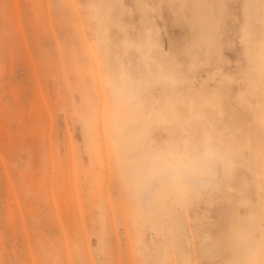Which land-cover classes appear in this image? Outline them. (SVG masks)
<instances>
[{"label": "rangeland", "instance_id": "obj_1", "mask_svg": "<svg viewBox=\"0 0 264 264\" xmlns=\"http://www.w3.org/2000/svg\"><path fill=\"white\" fill-rule=\"evenodd\" d=\"M91 1L0 0V264H233V238L253 236L264 256V75L254 82L242 55L241 0L228 1L221 56L196 64L186 1L123 0L106 29ZM158 63L178 82L112 99L108 77L120 88ZM160 136L169 157L147 146Z\"/></svg>", "mask_w": 264, "mask_h": 264}, {"label": "bare ground", "instance_id": "obj_2", "mask_svg": "<svg viewBox=\"0 0 264 264\" xmlns=\"http://www.w3.org/2000/svg\"><path fill=\"white\" fill-rule=\"evenodd\" d=\"M173 1V0H171ZM188 3L189 10L191 12V22L196 31L197 39L191 44L190 56L193 64H196L199 59H204L208 61L212 55L217 54L221 56L222 47H223V37L225 35V28L223 26V20L229 16L228 12V1L229 0H184ZM123 0H98L91 1L89 3V9L96 14L103 13L102 17H99V24L103 29L107 28V22L111 19V12L114 10L116 4H122ZM241 11L243 17H245L243 24L239 25L240 32V42L242 44L241 51L242 55L247 60L248 64L255 70L252 74V80L254 82H259L262 80L264 75V46L258 43L261 41L262 36L255 37V15L258 11L260 5L259 0H241ZM261 2V1H260ZM263 2V1H262ZM263 5V4H262ZM263 8V6H261ZM259 9H261L259 7ZM262 10V9H261ZM261 13V12H260ZM258 15V13H257ZM260 15V14H259ZM264 16V15H263ZM260 17V16H259ZM262 17V16H261ZM238 18H232L234 22ZM257 19V18H256ZM259 20V19H258ZM261 22L259 20L257 23ZM237 23H240L238 20ZM236 24V23H235ZM260 24V23H259ZM238 26V25H237ZM260 27V26H258ZM234 28V27H233ZM236 28V27H235ZM257 30V28L255 29ZM146 33L150 38L149 34L151 30L147 28ZM262 31V28H261ZM259 33V32H258ZM257 33V34H258ZM263 34L262 32L260 33ZM264 35V34H263ZM258 40H257V39ZM98 44L101 45V41H98ZM256 44H258L256 46ZM125 45L128 44L125 42ZM102 46V45H101ZM256 46V48H255ZM129 47L135 48L140 56L139 60L145 63V59H151L150 48L147 51L143 50V46H136L135 44L129 45ZM258 47V48H257ZM104 53L106 54V47L102 46ZM158 72L156 75L149 73L143 77V80H134L131 77H127L124 80L123 85L120 88H117L110 77L106 80V86H108L112 91V99L119 103H126L129 101H136L140 103L142 100V94L144 91L149 90L152 86L163 85V86H172L178 82V76L176 69H170L164 64H157ZM195 107V106H194ZM194 110V109H193ZM195 112V111H194ZM196 119L195 113L192 115ZM145 120H147L145 118ZM199 122V121H198ZM156 129L154 125L153 130ZM163 137L160 136L158 139L151 137L153 142V148H151V143L147 145L151 151L157 155H165L169 157L170 151H173V146L167 145L163 140ZM129 154L134 155V158H140L142 152L144 151V146L141 141H136L133 138L129 141ZM213 162L209 161L208 166H212ZM188 175L184 171L169 170L165 175V180L171 182L172 177H177L180 175ZM158 176V175H156ZM193 185L197 188L199 186L208 185L211 181V177L204 175H189ZM154 182L150 183L146 192L141 193L139 196V204L142 205L145 203V200L148 194L156 188L158 179L155 178ZM261 198H264V185L261 184L260 187ZM250 203V202H249ZM252 207L261 208L262 202L259 204L250 203ZM233 243L239 248V259L233 264H243L244 260H250L252 264L259 261V263L264 262V256L260 241L257 236H253L250 240H246L243 237H234Z\"/></svg>", "mask_w": 264, "mask_h": 264}]
</instances>
